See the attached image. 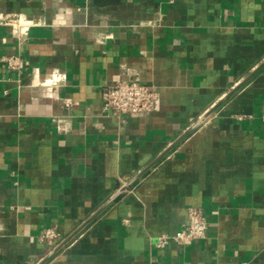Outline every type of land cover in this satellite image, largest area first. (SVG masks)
<instances>
[{"label":"crops","instance_id":"0c3cea01","mask_svg":"<svg viewBox=\"0 0 264 264\" xmlns=\"http://www.w3.org/2000/svg\"><path fill=\"white\" fill-rule=\"evenodd\" d=\"M0 16L30 27L0 26V264H264V0H0ZM116 82L151 86L154 110L106 113ZM191 208L207 238L157 247Z\"/></svg>","mask_w":264,"mask_h":264},{"label":"built area","instance_id":"2783aa9c","mask_svg":"<svg viewBox=\"0 0 264 264\" xmlns=\"http://www.w3.org/2000/svg\"><path fill=\"white\" fill-rule=\"evenodd\" d=\"M8 26L18 36H26L30 27L23 19L16 18L5 20L0 16V26ZM3 62L13 72H21L22 59L17 56H8ZM158 101V93L151 87L138 82H116L105 90L104 110L117 117L137 115L152 112ZM264 121V116H262ZM208 223L200 209L191 208L188 211V222L173 236L159 238L157 247L164 248L170 242L185 244L193 241H201L207 238ZM61 236L54 228H48L42 235V241L52 249L56 247Z\"/></svg>","mask_w":264,"mask_h":264}]
</instances>
